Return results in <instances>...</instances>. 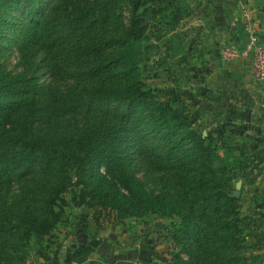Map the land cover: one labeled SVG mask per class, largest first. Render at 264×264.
<instances>
[{"label":"rangeland","instance_id":"374dc122","mask_svg":"<svg viewBox=\"0 0 264 264\" xmlns=\"http://www.w3.org/2000/svg\"><path fill=\"white\" fill-rule=\"evenodd\" d=\"M137 1L139 4L134 6L131 0H110L108 10L100 11L97 0H39L49 8L42 10L49 24L61 18L64 11L69 17L78 18L81 27L90 23V35L79 42L83 50L79 59L87 60L90 65L111 63L121 47L106 44L98 50L96 45L128 28L133 17H137L140 37L135 44L131 73L152 94L148 99L150 104L168 103L177 108L190 129L207 137L204 142L213 148L223 168L219 171L223 184L236 199V244L221 249L222 254L208 251L206 257L196 255L194 259L192 253L200 247L190 244L191 251H186L179 245L184 235L178 232V215L145 212L117 218L113 208L92 203L89 194L79 196L82 184H75V174L66 165L69 180L60 194L62 213L48 232L31 233L17 249L10 247V241L3 240L0 264H218L219 261L264 264V72L259 77L250 55L228 60L220 57L225 46L239 51L250 39H220L218 48H210L209 57L213 59L209 62L199 53L204 39H171L172 23L178 16L185 20L183 13L174 11L180 0ZM28 4L29 0H16L9 9H0V17L5 12L0 22V75L12 78L34 70L35 81L53 91L64 92L72 85L78 87L74 73L51 74L40 61L41 50L35 52L31 47L30 63L24 59L26 52L21 39L26 32V20L39 17L30 15ZM179 4L187 5L185 0ZM105 12L109 16L100 24L99 18ZM252 40L264 46V39ZM126 67L130 68V63ZM80 69L86 70L87 65L81 64ZM115 69L110 67L102 76L108 86L119 85L113 76ZM120 108L113 101L107 104L110 112ZM83 120L81 113L67 114L57 120L42 119L34 124V131L68 134ZM147 123L144 117L143 124L137 123L134 129L140 146L149 148L153 132ZM185 149L192 153V143L186 142ZM133 164L145 190L175 191L169 173L145 172L139 159ZM42 177L35 173L28 180L0 178L3 229H9L22 208L20 191H27L29 180ZM184 241L188 243L190 239ZM81 245L90 248L72 258Z\"/></svg>","mask_w":264,"mask_h":264},{"label":"trees","instance_id":"16d2710c","mask_svg":"<svg viewBox=\"0 0 264 264\" xmlns=\"http://www.w3.org/2000/svg\"><path fill=\"white\" fill-rule=\"evenodd\" d=\"M15 1L0 0V9H9ZM131 2L139 4L137 0ZM109 3L110 0H97L100 11L108 10ZM28 5L30 15L39 17L26 20L21 39L24 59L30 63L31 47L35 52L41 50L40 61L51 74L74 73L79 86L53 91L35 81L34 70L12 78L0 75V178L28 180L35 173L43 176L29 180L27 191H20L22 208L7 231L0 218V247L5 240L17 249L31 233L44 234L53 226L62 213L60 194L69 180L66 165L75 174V184H82L79 196L89 194L92 203L113 208L117 218L145 212L178 215V232L184 235L179 245L186 251H191L190 244L200 247L192 253L194 259L196 255L206 257L208 251L222 254L221 249L234 246L236 199L223 184L219 174L223 168L213 148L204 142L207 137L190 129L177 108L168 103L150 104L152 94L131 73L140 37L137 17L128 28L96 45L98 50L106 44L121 47L111 63L90 65L79 59L83 52L79 42L90 35V23L81 27L78 18L69 17L63 10L62 17L49 24L43 15L48 6L39 0H29ZM107 15L105 12L100 16V24ZM4 16L5 12L0 22ZM129 63L131 67L127 68ZM81 64L87 69H80ZM110 67L116 68L113 76L119 85L104 83L102 76ZM111 101L121 105L119 111L107 109ZM75 113H81L84 120L68 134L34 131V124L42 119L57 120ZM144 117L153 132L149 148L140 146L134 129L137 123L143 124ZM186 142L192 143V153L185 149ZM135 159L141 161L145 172L169 173L175 191L145 190L134 171ZM187 238L188 243L184 241ZM89 248L79 246L72 258Z\"/></svg>","mask_w":264,"mask_h":264},{"label":"crops","instance_id":"0c3cea01","mask_svg":"<svg viewBox=\"0 0 264 264\" xmlns=\"http://www.w3.org/2000/svg\"><path fill=\"white\" fill-rule=\"evenodd\" d=\"M185 1L184 7L181 0L174 5V11L183 13L185 20L178 16L172 23L171 39H204L199 53L209 62L213 59L210 48H218L220 39H264V0Z\"/></svg>","mask_w":264,"mask_h":264},{"label":"built area","instance_id":"2783aa9c","mask_svg":"<svg viewBox=\"0 0 264 264\" xmlns=\"http://www.w3.org/2000/svg\"><path fill=\"white\" fill-rule=\"evenodd\" d=\"M248 39L250 40L246 42L239 51L232 46H225L220 52V57L221 59L228 60L236 58L239 55H250L251 62L254 65L256 72L259 74V77H261V74L264 72V46L252 40L256 39L253 36H249Z\"/></svg>","mask_w":264,"mask_h":264}]
</instances>
